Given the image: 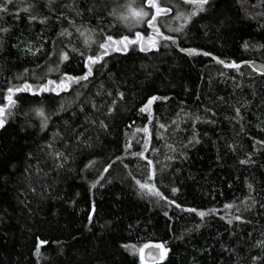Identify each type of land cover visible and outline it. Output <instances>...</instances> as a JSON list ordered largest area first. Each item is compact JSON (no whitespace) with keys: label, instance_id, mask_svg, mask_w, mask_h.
Wrapping results in <instances>:
<instances>
[{"label":"trees","instance_id":"obj_1","mask_svg":"<svg viewBox=\"0 0 264 264\" xmlns=\"http://www.w3.org/2000/svg\"><path fill=\"white\" fill-rule=\"evenodd\" d=\"M155 3L0 0V264H264V0Z\"/></svg>","mask_w":264,"mask_h":264},{"label":"snow or ice","instance_id":"obj_2","mask_svg":"<svg viewBox=\"0 0 264 264\" xmlns=\"http://www.w3.org/2000/svg\"><path fill=\"white\" fill-rule=\"evenodd\" d=\"M185 2H186V3H198V4L200 5V10H203V4H206V3L208 2V0H185ZM146 3H147L149 6H151V7H153V8L156 9V15H159L160 12H162V11H163V12L168 11L167 9H161V8L155 3V0H146ZM2 10H5V9L0 8V11H2ZM193 14H195V13H193ZM133 15H135V16H137V17H141V16H147L148 14L145 13V12H143V9H141L139 12L134 11V12H133ZM152 20H153V21L155 20V15L153 16ZM151 25H152V21H149V26H151ZM166 38H167V37H166ZM109 40H111V37H109ZM131 42H134V41H131ZM117 43H123V41H119V42H117ZM101 47L107 48L108 46H107L106 44H104V45H101ZM142 50H143V49H142ZM206 55H207V54H206ZM62 58H63L64 60H67V59H68L67 54H64ZM101 58H102V57H95V58H93V57H88L87 59H88V63H89V65H91V64L97 63ZM220 62L223 63V61H220ZM226 66H231V67L239 68V65H235V64H232V65H226ZM91 74H92V70H91V67L89 66L87 74H86L85 76H82V77H79V78H75V80H76V82H78L79 80H86V79L88 78V76H90ZM68 79H69V80H73L72 77H68ZM50 83H51V82H50ZM20 90H30V86H29V85H25L23 89H17V91H20ZM45 90H47V88L39 89L38 91H45ZM11 91H12V90H10V95H9V97H8V100H9V103H10V104H14L15 102L12 101V98H11ZM34 94H35V93H34ZM155 99H157V98H156V97H153L151 100H149V102H148V106H146L145 108H141L140 111H142V112H144V111H150V107H149V106L151 105V103H152L153 100H155ZM4 111H5V109L2 108V107H0V127H3V124H4V122H5L4 119L2 118L3 115H4ZM38 112H39V114H40L41 116H43V110H42V109H41V110H38ZM161 127H163V125H162ZM145 187H147V186H146V185H141V188H145ZM157 194H158V193H157ZM227 207H231V206L228 205ZM192 211H195V210H192ZM199 215H200L201 217H203L204 215H206V213H204V212H200ZM155 247H158V248H161V249L163 248L162 245H156ZM37 254H38V253H37Z\"/></svg>","mask_w":264,"mask_h":264},{"label":"water","instance_id":"obj_3","mask_svg":"<svg viewBox=\"0 0 264 264\" xmlns=\"http://www.w3.org/2000/svg\"><path fill=\"white\" fill-rule=\"evenodd\" d=\"M251 65L254 69L264 74V63L252 62ZM144 257L148 263H156L162 260L163 252L161 248L151 246L145 250Z\"/></svg>","mask_w":264,"mask_h":264},{"label":"rangeland","instance_id":"obj_4","mask_svg":"<svg viewBox=\"0 0 264 264\" xmlns=\"http://www.w3.org/2000/svg\"><path fill=\"white\" fill-rule=\"evenodd\" d=\"M65 82V80L60 81L59 83H51L47 86L49 89H54V90H60L61 89V84Z\"/></svg>","mask_w":264,"mask_h":264},{"label":"bare ground","instance_id":"obj_5","mask_svg":"<svg viewBox=\"0 0 264 264\" xmlns=\"http://www.w3.org/2000/svg\"><path fill=\"white\" fill-rule=\"evenodd\" d=\"M254 62H256V61H254Z\"/></svg>","mask_w":264,"mask_h":264}]
</instances>
